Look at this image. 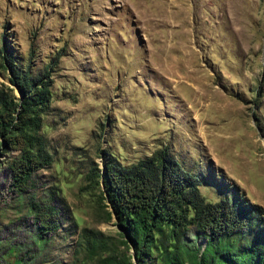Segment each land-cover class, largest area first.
<instances>
[{
    "label": "rangeland",
    "instance_id": "obj_1",
    "mask_svg": "<svg viewBox=\"0 0 264 264\" xmlns=\"http://www.w3.org/2000/svg\"><path fill=\"white\" fill-rule=\"evenodd\" d=\"M3 55L30 74L49 66L39 134L49 163L21 193L0 154V264H194L205 243L192 222L140 258L107 214L92 166L129 164L165 148L197 175L206 201L257 210L230 244L264 248V0H0ZM16 93L15 89H13ZM54 203L36 236L29 199ZM191 214L189 211L188 215ZM105 243L77 251L81 229Z\"/></svg>",
    "mask_w": 264,
    "mask_h": 264
},
{
    "label": "trees",
    "instance_id": "obj_2",
    "mask_svg": "<svg viewBox=\"0 0 264 264\" xmlns=\"http://www.w3.org/2000/svg\"><path fill=\"white\" fill-rule=\"evenodd\" d=\"M2 57L10 85L0 83V154L10 152L5 170L13 190L21 193L31 184L33 171L50 161L39 134L40 114L50 99V65L30 74L10 57ZM92 172L90 180L102 185L101 198L109 207L108 216L115 217L121 244L130 243L136 258L154 244L164 228L174 239L190 221L206 240L200 252L193 254L194 264H264L263 246L233 245L222 238L249 226L253 218L259 220L257 210L227 199L206 201L199 193L197 175L183 168L165 148L129 164L108 160L101 170L92 166ZM29 208L38 238L56 228L59 208L54 203L31 196ZM104 243L99 230L82 228L77 251H95ZM116 257L119 261L105 263L133 264L124 254Z\"/></svg>",
    "mask_w": 264,
    "mask_h": 264
}]
</instances>
